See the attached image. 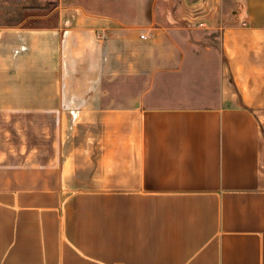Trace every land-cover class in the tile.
Listing matches in <instances>:
<instances>
[{"label": "crops", "instance_id": "obj_1", "mask_svg": "<svg viewBox=\"0 0 264 264\" xmlns=\"http://www.w3.org/2000/svg\"><path fill=\"white\" fill-rule=\"evenodd\" d=\"M177 1L0 24V264H264V0Z\"/></svg>", "mask_w": 264, "mask_h": 264}, {"label": "rangeland", "instance_id": "obj_2", "mask_svg": "<svg viewBox=\"0 0 264 264\" xmlns=\"http://www.w3.org/2000/svg\"><path fill=\"white\" fill-rule=\"evenodd\" d=\"M237 3L238 0H226L229 5L226 8H238ZM177 4V0H0V24L26 21L27 25H56L62 12L70 15L68 18L75 12H85L100 15L106 23L125 30L148 21V18L142 16L143 11L155 9L156 13L161 14L160 12L170 10ZM58 127L57 114L0 113V137H8L10 131L15 132V136L22 138V148L27 152L30 148L29 142L33 143L35 138L38 148L44 152L43 161L46 143L42 138L47 135L56 138ZM22 152L26 156V152ZM38 179L44 182L46 177Z\"/></svg>", "mask_w": 264, "mask_h": 264}, {"label": "built area", "instance_id": "obj_3", "mask_svg": "<svg viewBox=\"0 0 264 264\" xmlns=\"http://www.w3.org/2000/svg\"><path fill=\"white\" fill-rule=\"evenodd\" d=\"M142 37L144 38V37H145V35H142Z\"/></svg>", "mask_w": 264, "mask_h": 264}]
</instances>
